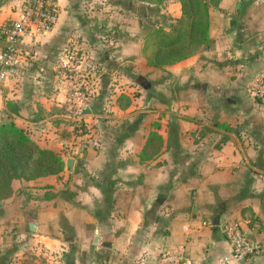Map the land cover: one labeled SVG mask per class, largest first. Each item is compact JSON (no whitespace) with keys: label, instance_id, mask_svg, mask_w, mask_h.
Masks as SVG:
<instances>
[{"label":"crops","instance_id":"crops-1","mask_svg":"<svg viewBox=\"0 0 264 264\" xmlns=\"http://www.w3.org/2000/svg\"><path fill=\"white\" fill-rule=\"evenodd\" d=\"M24 1L0 0V26ZM156 2L57 0L52 28L17 44L0 79V120L10 115L64 169L12 180L0 264H264V251L232 259L223 231L236 223L264 245V128L251 139L236 131L244 111L262 114L249 94L264 70V0H206L212 48L163 68L147 64L134 12ZM116 9L131 12L118 34ZM7 44L0 36V52ZM82 121L86 133L74 130ZM150 133L161 147L142 159Z\"/></svg>","mask_w":264,"mask_h":264},{"label":"trees","instance_id":"trees-1","mask_svg":"<svg viewBox=\"0 0 264 264\" xmlns=\"http://www.w3.org/2000/svg\"><path fill=\"white\" fill-rule=\"evenodd\" d=\"M178 1L181 15L170 23L169 30L156 26L145 34L143 53L150 66L163 68L213 46V39L208 33L209 12L206 0ZM255 100L262 103L258 96ZM219 125L227 131L234 130L226 123ZM244 126L245 128L240 124L236 126L238 137L244 133L251 139V136L253 138L258 133L256 126ZM74 130L87 132L83 121L75 124ZM222 139L226 140L227 136ZM161 143L162 138L158 134L150 133L141 158L148 159L157 153ZM63 169L62 157L51 149L40 147L10 115L0 120V203L12 195L13 179L34 180L58 175Z\"/></svg>","mask_w":264,"mask_h":264},{"label":"built area","instance_id":"built-area-1","mask_svg":"<svg viewBox=\"0 0 264 264\" xmlns=\"http://www.w3.org/2000/svg\"><path fill=\"white\" fill-rule=\"evenodd\" d=\"M57 0H26L17 17L9 24L0 26V36L7 40L8 44L0 52V61L3 68L0 71V79L6 77L5 67L15 63L18 58L17 44L26 36H35L50 30L58 18ZM264 77V73L261 74ZM260 92V90H259ZM78 99L77 113L84 114L82 98L84 94L77 84L73 91ZM263 92H260L262 95ZM224 234L232 247V259L240 261L246 257L256 255L264 251V245L247 238L236 223L226 224ZM227 263L226 259L219 260L217 264ZM157 264H192L190 260H171L163 256Z\"/></svg>","mask_w":264,"mask_h":264},{"label":"rangeland","instance_id":"rangeland-1","mask_svg":"<svg viewBox=\"0 0 264 264\" xmlns=\"http://www.w3.org/2000/svg\"><path fill=\"white\" fill-rule=\"evenodd\" d=\"M142 7L143 5H139L137 11H134V12H136L135 15L138 16V18L140 19V22L143 25H145L144 34L153 30V28L156 26H161L165 30H169L170 23L173 22L175 18H178L181 15L180 3L178 0L158 1L156 3H152L151 5H149V8L146 10L144 7L143 8ZM118 13L119 11L117 9L114 10V13H113L114 17L112 19V25H111L112 26L111 28L114 31L113 32L114 34H118V31L116 30V25L119 22L120 23L125 22V18L126 17L129 18L131 16V12H127V11L125 12V16L124 15L120 16ZM263 68H264V65H263ZM263 73H264V70H263ZM261 74L262 73L257 74L256 77L254 76L253 79L250 80V82H252V85L254 84L253 85L254 88L252 87V90H251L252 92H250L249 95L254 97V103H256L255 108L257 109L256 113L262 111V114L260 113V115L258 116V119L256 120V119H253L252 117L253 115H248L250 111H244L243 118L246 124L248 125H249L248 122H250V125H252L253 127L258 125L264 128V77H262ZM259 90L260 92H263L262 95H260ZM257 96L262 99L261 104L255 100ZM98 98H101V96L99 95L95 96V99H98ZM102 98L105 99V97L103 96ZM240 125H242V127L245 128L243 122L240 123ZM53 264H56V263H53Z\"/></svg>","mask_w":264,"mask_h":264},{"label":"water","instance_id":"water-1","mask_svg":"<svg viewBox=\"0 0 264 264\" xmlns=\"http://www.w3.org/2000/svg\"><path fill=\"white\" fill-rule=\"evenodd\" d=\"M86 111H89V108H87L86 109ZM73 159L72 158H68L67 160H66V166L67 167H72V164H73ZM32 220V222H31V224L29 225V227L31 228V229H35V226H34V222H35V220L34 219H31Z\"/></svg>","mask_w":264,"mask_h":264}]
</instances>
